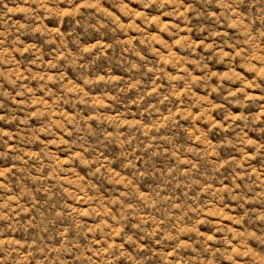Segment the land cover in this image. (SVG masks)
<instances>
[{"label":"rangeland","instance_id":"1","mask_svg":"<svg viewBox=\"0 0 264 264\" xmlns=\"http://www.w3.org/2000/svg\"><path fill=\"white\" fill-rule=\"evenodd\" d=\"M0 264H264V0H0Z\"/></svg>","mask_w":264,"mask_h":264}]
</instances>
